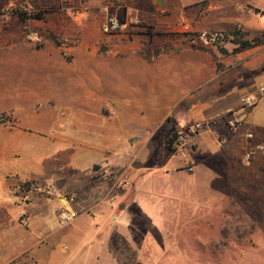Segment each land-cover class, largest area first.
I'll list each match as a JSON object with an SVG mask.
<instances>
[{
	"label": "rangeland",
	"instance_id": "374dc122",
	"mask_svg": "<svg viewBox=\"0 0 264 264\" xmlns=\"http://www.w3.org/2000/svg\"><path fill=\"white\" fill-rule=\"evenodd\" d=\"M229 3L38 0L28 10L0 0V183L15 203L73 196L131 219L119 227L122 251L105 250L103 264H264V158L216 153L192 172L173 168L176 112L155 111L168 102L177 55L231 43L194 40L224 32ZM110 17L121 28L104 34ZM105 126L125 137L104 142ZM74 157L86 158L82 168Z\"/></svg>",
	"mask_w": 264,
	"mask_h": 264
},
{
	"label": "crops",
	"instance_id": "0c3cea01",
	"mask_svg": "<svg viewBox=\"0 0 264 264\" xmlns=\"http://www.w3.org/2000/svg\"><path fill=\"white\" fill-rule=\"evenodd\" d=\"M229 6L231 13L219 14V30L240 27L243 39L248 40L264 31V0H230ZM161 11L164 9H157ZM233 48L232 43L225 44L224 54L215 50L212 54L184 50L177 55L181 58L177 70L178 65L174 64L166 68L174 69V81L168 85L166 107H155V111L176 112L173 135L195 122L203 125L193 144L171 157L173 168L180 169L193 155L195 166L201 162L200 157L212 158L216 153L222 156L228 153L235 162L244 156H252V160L264 158V97L255 106L244 103L245 98L258 96L259 87L264 85V47L237 53H232ZM176 78L185 81L182 83ZM220 90L223 94L215 97ZM153 96L152 102H155L160 92ZM103 135L104 142H119L125 137L123 127L113 126H105ZM73 160V169L82 168L80 165L86 158L74 157L69 162ZM31 165L26 161L21 167L37 168ZM9 192V186L0 183V264H103L107 260L105 250H112L114 255L119 249L122 251V244L118 242L122 237L119 227L132 223L123 214L111 215L109 208L104 213L106 206L101 212L98 209L101 203L92 200L79 205L58 198L44 199L36 206L18 205ZM64 208L78 213L70 225L58 222V213ZM86 210H94L95 218L87 216ZM22 215L28 217L25 216L26 228L17 222ZM8 218L12 220L10 230H7Z\"/></svg>",
	"mask_w": 264,
	"mask_h": 264
},
{
	"label": "built area",
	"instance_id": "2783aa9c",
	"mask_svg": "<svg viewBox=\"0 0 264 264\" xmlns=\"http://www.w3.org/2000/svg\"><path fill=\"white\" fill-rule=\"evenodd\" d=\"M17 6L28 8V10H31L32 6L36 4L38 0H14ZM121 28L120 22L115 18H107L105 22L102 25V32L104 34H110L113 32L118 31ZM223 34L222 33H201L197 37H195V41H199L203 44H214L222 42L223 40ZM28 39L31 41L40 42V38L37 37L35 34L31 33L28 35ZM264 97V85L260 86L258 89V96L253 97L249 96L245 98L244 103L245 105L251 107L255 106L262 98ZM233 129L236 128L234 124L231 125ZM203 129V125L201 122H195L192 125H190L185 131L183 132H176L172 136L171 141V147L175 151H180L184 149L186 146L192 145L193 142L197 139L200 132ZM251 137V136H248ZM223 142V141H222ZM244 164L248 165V162L243 161ZM185 168L188 172H192L194 169V162L190 159L187 160L185 163ZM67 203H74V197L71 196L68 199H66ZM78 217V213L73 211L69 208H64L58 213V222L60 225H70L76 218ZM20 223L23 226L28 225L27 218L23 217L20 219Z\"/></svg>",
	"mask_w": 264,
	"mask_h": 264
},
{
	"label": "trees",
	"instance_id": "16d2710c",
	"mask_svg": "<svg viewBox=\"0 0 264 264\" xmlns=\"http://www.w3.org/2000/svg\"><path fill=\"white\" fill-rule=\"evenodd\" d=\"M223 41L229 40L230 42L233 44L234 48L232 50V53H237V52H241L247 49H251L254 47H258V46H263L264 47V31L252 38V39H243V33H241V29L240 27H236L234 30L232 31H224L223 33ZM188 48V46H186ZM193 49H196L195 47H190ZM200 50V49H197ZM201 51H205L203 49H201ZM206 52V51H205ZM221 53H225V51L223 49L220 50ZM148 61V58L145 59ZM223 90H220L215 97L220 96L221 94H223ZM172 138L170 139V144H171Z\"/></svg>",
	"mask_w": 264,
	"mask_h": 264
}]
</instances>
